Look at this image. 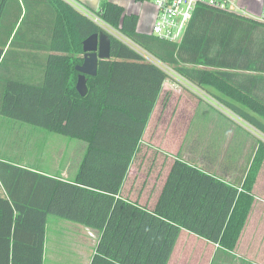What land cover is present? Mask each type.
<instances>
[{"label": "trees", "instance_id": "obj_1", "mask_svg": "<svg viewBox=\"0 0 264 264\" xmlns=\"http://www.w3.org/2000/svg\"><path fill=\"white\" fill-rule=\"evenodd\" d=\"M93 12L189 82L223 93L215 98L264 136L263 22L201 6L177 43L138 32L137 15L111 0ZM100 31L110 58L81 96L82 41ZM166 77L68 0H0V114L86 142L73 180L0 160V264H42L47 215L100 231L90 264H166L181 229L233 246L230 225L252 203L264 162L261 138L240 186L176 158L153 210L120 195Z\"/></svg>", "mask_w": 264, "mask_h": 264}, {"label": "crops", "instance_id": "obj_2", "mask_svg": "<svg viewBox=\"0 0 264 264\" xmlns=\"http://www.w3.org/2000/svg\"><path fill=\"white\" fill-rule=\"evenodd\" d=\"M71 1L91 11L98 10L102 2ZM234 1L252 16L259 15L264 4V0ZM113 2L121 5L126 13H135L137 31L149 34L156 15L152 4L136 0ZM172 70L175 73L167 74L162 84L120 189L122 198L149 210L154 209L176 158L240 186L257 146V139L252 138L251 144L248 140L251 134L235 117L204 98L205 94L212 97L207 89ZM215 96L212 98L216 99ZM85 145L81 139L0 114V160L47 176L73 180ZM259 176L260 171L252 188L255 199L247 212L230 225L237 229L231 248L181 229L166 264H264V199L256 201L258 196L254 194ZM3 196L6 192L0 180V197ZM64 227L68 228L67 233L73 234L63 233ZM99 236L98 230L47 215L42 264H90Z\"/></svg>", "mask_w": 264, "mask_h": 264}, {"label": "built area", "instance_id": "obj_3", "mask_svg": "<svg viewBox=\"0 0 264 264\" xmlns=\"http://www.w3.org/2000/svg\"><path fill=\"white\" fill-rule=\"evenodd\" d=\"M77 9L82 13L89 16L95 22H97L105 31L115 35L122 42L128 44L132 49L137 51L146 61L157 65L166 73L172 69L171 66L164 64L155 58L152 54L141 48L136 43L130 41L125 36L121 35L116 30V34L109 31L102 20L94 14L93 11L84 7L78 6L69 0ZM140 2H148L152 4L156 9V15L154 22L150 28V34L172 42H180L182 36L189 25V22L193 16L194 11L201 6L212 7L220 10H228L243 16H248L259 20L264 23V4L257 16H252L248 12L241 8L234 0H136ZM105 24V25H104ZM109 26V25H107ZM110 27V26H109ZM112 28V27H110ZM113 29V28H112Z\"/></svg>", "mask_w": 264, "mask_h": 264}, {"label": "water", "instance_id": "obj_4", "mask_svg": "<svg viewBox=\"0 0 264 264\" xmlns=\"http://www.w3.org/2000/svg\"><path fill=\"white\" fill-rule=\"evenodd\" d=\"M83 60L75 66L78 72L75 89L84 96L87 93L86 76L97 73V64L100 59L110 58V39L106 32L92 33L82 41Z\"/></svg>", "mask_w": 264, "mask_h": 264}, {"label": "rangeland", "instance_id": "obj_5", "mask_svg": "<svg viewBox=\"0 0 264 264\" xmlns=\"http://www.w3.org/2000/svg\"><path fill=\"white\" fill-rule=\"evenodd\" d=\"M111 1H115V0H111ZM126 1H128V2H131V3H133L132 2V0H126ZM144 3V2H143ZM147 7H149V5H147ZM148 9V8H147ZM149 10V9H148ZM105 25V24H104ZM107 28H109L110 30L109 31H111L112 33H114V34H116V31L114 30V29H112V28H110L109 26H107V25H105ZM179 66H185V67H197V68H201V69H206V70H215L216 68H211V67H207V66H203V65H192V64H179ZM173 69V68H172ZM170 70L169 71V73H167L168 75L169 74H174L175 72L173 71V70ZM188 84V83H187ZM188 85H190L192 88H194L196 91H199L196 87H194V86H192L191 84H188ZM205 89H207V91L212 95V97L214 96V94L215 95H222V96H224V94L223 93H219L218 92V90L216 89V88H214V87H211V86H208V85H206L205 87H204ZM209 88V89H208ZM197 98H199V99H206V100H208V102H211L212 104H214L217 108H221V109H223V110H226L230 115H232L233 117H235L241 124H242V126L246 129V130H248V132L251 134L250 136H249V138H248V140H249V142L251 141V144L253 143V140H252V138L254 139L255 138V140L256 139H263L264 140V136L262 135V134H260L256 129H254L252 126H250L248 123H246L245 121H243L241 118H239L238 116H236L233 112H231L230 110H228L224 105H222L220 102H218L216 99H214V98H212V97H210V96H207L206 94L205 95H203L204 96V98H200L196 93H193ZM226 99H228V100H231L230 99V97H225ZM235 102H237V101H235ZM238 104H240L239 102H237ZM260 119L261 120H263L264 121V119L263 118H261L260 117ZM184 123H185V121H184ZM179 129H180V127H179ZM54 136H60V135H54ZM254 194L256 195V196H258V198L256 199V201L257 200H259V201H261V200H263L264 199V162H263V164H262V167H261V169H260V176L258 177V181H257V184H256V187H255V190H254ZM255 199V197L253 196V200ZM72 222H74V221H72ZM62 223H64V222H62ZM72 224V223H71ZM67 227H64V228H62L61 230L63 231V233H65V234H67V236H70V235H72L73 234V232H68L67 233ZM56 233V232H55ZM67 242H69L70 243V240H66Z\"/></svg>", "mask_w": 264, "mask_h": 264}]
</instances>
